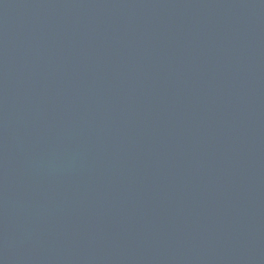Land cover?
Segmentation results:
<instances>
[{
  "label": "water",
  "instance_id": "water-1",
  "mask_svg": "<svg viewBox=\"0 0 264 264\" xmlns=\"http://www.w3.org/2000/svg\"><path fill=\"white\" fill-rule=\"evenodd\" d=\"M0 264H264V0H0Z\"/></svg>",
  "mask_w": 264,
  "mask_h": 264
}]
</instances>
